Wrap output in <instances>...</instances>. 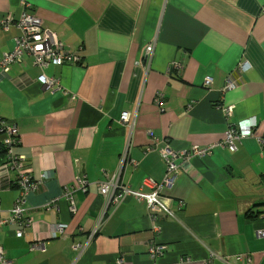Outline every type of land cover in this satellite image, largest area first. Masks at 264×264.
Returning a JSON list of instances; mask_svg holds the SVG:
<instances>
[{
	"label": "crops",
	"instance_id": "obj_1",
	"mask_svg": "<svg viewBox=\"0 0 264 264\" xmlns=\"http://www.w3.org/2000/svg\"><path fill=\"white\" fill-rule=\"evenodd\" d=\"M24 11L79 60L40 67L24 55L0 72V116L16 125L20 141L12 156L31 175L37 159L51 169L26 197L33 222L23 237L14 226L0 229L4 258L11 264H153L148 249L157 242L166 246L157 264H241L239 255L264 264V238L257 236L264 231V0H0V20H17ZM18 35L16 27L0 33V56L13 50ZM245 61L251 68L241 71ZM42 74L57 79L61 91L42 87ZM226 83L235 89L223 93ZM221 104L234 106L228 122L216 107ZM230 127L252 136L234 152L215 147L181 163L172 186L160 192L175 214L160 221L158 233L146 203L130 197L102 216L106 200L97 186L120 166L123 184L148 193L166 172L161 148H203ZM4 138L0 133V143ZM6 159L0 217L19 195L17 170ZM76 177L89 186L75 193L71 213L63 188ZM59 224L66 226L61 235ZM39 242L44 251L29 250Z\"/></svg>",
	"mask_w": 264,
	"mask_h": 264
},
{
	"label": "built area",
	"instance_id": "obj_2",
	"mask_svg": "<svg viewBox=\"0 0 264 264\" xmlns=\"http://www.w3.org/2000/svg\"><path fill=\"white\" fill-rule=\"evenodd\" d=\"M24 4V2H23ZM11 27H16L19 30V35L14 38V48L10 52L1 54L0 56V72L5 71L9 65L20 64L24 55H28L32 58L33 64L46 67L47 65L61 66L64 64L73 65L79 60L74 53H70L61 49V44L57 41L56 35L44 28L42 20L34 15L24 11L20 17L15 20L11 15H6L0 20V33L7 32ZM153 52V44L150 43L145 49V58L149 59ZM180 63L174 64V69L179 74L181 70ZM241 71H248L251 66L250 63L245 61L239 65ZM38 83L48 89L51 93L61 91L59 81L54 78H48L44 74L37 77ZM211 84V78L206 77L203 81L205 87H209ZM235 89L234 84L226 83L222 91L223 93L232 91ZM160 96L157 97V102L160 101ZM222 110L224 120L229 121L233 115L234 106L231 104H221L217 106ZM130 115L123 113L120 117L122 121H127ZM253 127V125H251ZM249 127V126H248ZM0 133L5 134L3 144L8 149V165L9 167L17 170V176L15 184L19 188V195L13 203V207L8 212L6 217H0V229L8 226H14L15 236L22 238L24 235V229L32 225V219L26 214L24 207L26 203V197L29 193L37 192L39 186L49 177L48 171L51 169H45L41 166V160L37 159L34 162V175L28 172L21 171L23 169L22 160L20 157H13L11 154V148L18 138V129L16 125L9 124L0 117ZM252 136L249 130L244 132H238L235 128L230 127L225 133L222 140L207 145L203 148H194L191 151L183 150L176 152L168 147L161 148L160 154L166 165V172L163 180L159 184H152L151 191L146 193L142 189L131 190L128 186L120 181L121 166L119 170L112 175V177L103 183L98 184L97 190L101 197L106 200V212L104 211L102 216H105L109 211L112 212L119 204H121L125 198L130 197L137 201L145 202L148 208V213L153 221V231L158 233L160 231V221L167 218H173L174 212L167 206V204L161 198V190L163 188H170L174 182L177 169L181 163L190 158L191 156H207L211 150L215 147L226 148L231 152L236 151L237 144L247 137ZM51 154L47 155V159L50 160ZM125 164V156L121 159V164ZM19 169V170H18ZM75 184L70 187L63 188V197L69 203V211L75 212L76 204L74 201V195L77 192L84 193L87 191L89 184L82 177H76ZM181 208V205H178ZM101 216V217H102ZM64 224H59L55 227V233L60 235L65 229ZM94 230L90 235H94ZM54 233V237H56ZM257 236L264 238V231L257 233ZM37 249L44 251V243H34L29 246V250ZM166 249L165 245L157 242L152 243L148 249V257L153 261V264H157V259L163 255V251ZM236 260L241 264H250L248 256L239 255ZM119 261L118 264H121ZM0 264H11L10 261L4 258L3 249L0 247Z\"/></svg>",
	"mask_w": 264,
	"mask_h": 264
},
{
	"label": "trees",
	"instance_id": "obj_3",
	"mask_svg": "<svg viewBox=\"0 0 264 264\" xmlns=\"http://www.w3.org/2000/svg\"><path fill=\"white\" fill-rule=\"evenodd\" d=\"M1 117V116H0ZM2 118V117H1ZM3 119V118H2ZM4 120V119H3ZM5 121V120H4ZM3 141V140H2ZM20 143L19 137L17 138V141L14 142L13 146H16ZM12 149V148H11ZM7 155L6 162L8 161L9 153L6 146L3 144V142L0 143V164H3L5 162V157ZM8 163V162H7Z\"/></svg>",
	"mask_w": 264,
	"mask_h": 264
},
{
	"label": "rangeland",
	"instance_id": "obj_4",
	"mask_svg": "<svg viewBox=\"0 0 264 264\" xmlns=\"http://www.w3.org/2000/svg\"><path fill=\"white\" fill-rule=\"evenodd\" d=\"M118 171V170H117Z\"/></svg>",
	"mask_w": 264,
	"mask_h": 264
}]
</instances>
